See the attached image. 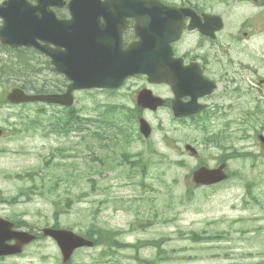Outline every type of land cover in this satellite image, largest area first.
Instances as JSON below:
<instances>
[{
  "label": "rangeland",
  "instance_id": "rangeland-1",
  "mask_svg": "<svg viewBox=\"0 0 264 264\" xmlns=\"http://www.w3.org/2000/svg\"><path fill=\"white\" fill-rule=\"evenodd\" d=\"M190 1L210 2V12L225 13L227 30L220 41L229 46V55L232 54L225 74L236 73L239 85L251 86L252 96L261 98L260 103L253 102L261 112L259 116L240 121L236 114L210 124V131L224 132L229 140L224 144L225 151L216 142L221 137L198 130L196 122L175 121L163 109L143 110L142 116L153 127L152 136L144 141L134 137L130 145L108 147L105 150L112 151L102 153V160L97 159L104 149L89 137L85 141L76 132L70 133L72 136L54 132L44 119L40 123L31 122L40 108L48 115L61 114L59 108L7 103L10 88L27 78L18 67L11 66L5 75H0V103L4 102L0 104V128L6 131V136L0 138V195L5 198L20 195L16 209L29 212L27 218L37 219L39 226L58 221L60 226L72 228L82 236L87 228L97 226L119 233L122 244L136 246L114 255L105 254L121 244L98 232L102 248L82 251L80 257L85 264H139L136 258L157 261L156 247L145 242L146 248L137 251L140 243L148 240L164 241L165 256L158 264H264V153L258 149L257 139L258 135H264V86L260 93L255 84L258 79L253 82L252 77L264 76V38L263 33L244 38L248 25L255 24L254 28L260 31L264 24L255 20L245 23L247 18L253 20L258 14L254 0ZM262 17L264 13L259 15ZM237 34L238 39L233 40ZM248 49L254 50L250 57L246 55ZM215 70L219 71L220 66L215 65ZM33 80L34 86L47 85L45 74ZM145 87L156 95L166 94L159 90L161 86L140 76L129 79L114 95L77 92L75 107L83 111L90 108L91 121L97 119L99 106H104L103 111L116 109L119 118L125 119L137 106V93ZM138 128L134 125L133 132L138 133ZM209 143L212 145H206ZM187 144L199 151V158L185 151ZM150 148L154 153L148 151ZM140 151H145L146 159L153 161L144 177L140 160L133 157ZM236 152L251 153L252 157L232 159L227 181L209 187L193 184L192 174L199 160L215 167L217 159ZM124 154L137 165L120 163ZM32 171L38 174L18 177ZM90 180L97 182L94 192ZM68 199L76 202L66 207ZM189 231L222 234L224 238L197 244L182 238V233ZM43 247L49 264H54L55 245L48 243Z\"/></svg>",
  "mask_w": 264,
  "mask_h": 264
},
{
  "label": "flooded vegetation",
  "instance_id": "flooded-vegetation-1",
  "mask_svg": "<svg viewBox=\"0 0 264 264\" xmlns=\"http://www.w3.org/2000/svg\"><path fill=\"white\" fill-rule=\"evenodd\" d=\"M188 6L197 10L195 22L202 25L203 29L186 30L181 39L171 46L174 58L182 59L183 66L188 67L185 75H191L192 84H180L177 88L165 82L158 84L161 86L159 90L166 93L162 96L157 95L163 101L160 110H167L171 119L179 121L174 116L173 102L180 100L183 103H193L196 108H200V111L190 118L181 119L183 121L213 123L224 121L236 114L240 121L259 116L261 112L253 106V102L258 104L261 98L252 96L251 86L246 88L239 85V79L234 71L235 75L225 74L229 56L232 55H229L231 51L229 46L220 41L222 34L227 30L226 27L215 37L207 33L204 14H212L210 12L212 4L201 2ZM70 7V0H0V75H5L7 68L18 65L28 73L45 74L48 85L55 84L56 93H63L70 82L65 74L57 70L54 55L62 53L67 56L66 51L68 50L64 43L70 39V27L66 24L72 17ZM222 15L225 16V13ZM252 19L247 18L245 23L259 21L256 17ZM101 23L104 25L105 19H101ZM125 23L127 27L123 29V40L127 45L137 38L134 34L135 20L129 17ZM247 27L249 31H245L244 38L261 33L264 38V29L257 31L254 28L255 24ZM74 29L82 31V27H74ZM103 30L108 29L103 27ZM38 33L48 36L47 48L51 54H45L34 44L18 47L3 44L5 37L11 42L30 41L31 44L36 42L44 46L42 40L37 41ZM238 37L237 34V38L233 40ZM54 41L61 42L62 46H57ZM262 44L264 45V39ZM247 53L246 55L250 57L254 50L248 49ZM215 65L220 66L219 71L215 70ZM252 73L254 74V71ZM252 77L253 82L258 79L255 84L258 91L262 93L264 76L253 75ZM4 136L5 133L1 137ZM258 142L259 148L263 149L264 143ZM222 162V159L215 161L216 165ZM20 200V195L10 198L0 195V264H49L43 247L48 243L56 247L57 258L53 260L54 264H85L83 257H80L82 250L66 257L57 242L45 234L46 225L39 226L37 219L27 218L29 212L17 210ZM53 228L60 229L61 227L53 226ZM22 232L35 238L33 241L24 242Z\"/></svg>",
  "mask_w": 264,
  "mask_h": 264
},
{
  "label": "water",
  "instance_id": "water-1",
  "mask_svg": "<svg viewBox=\"0 0 264 264\" xmlns=\"http://www.w3.org/2000/svg\"><path fill=\"white\" fill-rule=\"evenodd\" d=\"M71 13L73 15L70 23V41L68 45L67 61L66 55H59L54 60L57 66L69 68L73 71L71 79L74 81L64 95L50 94H27L22 89L16 88L7 96L11 103L35 102L59 103L71 106L74 103L72 92L74 89L91 88H119L124 81L137 74H146L151 82H169L176 87L180 76L183 75L180 61L175 60L172 55L170 43L180 38L187 25V16L191 14L190 8L176 5H167L162 0H70ZM109 6H107V4ZM133 4L125 8H119L116 4ZM113 4V5H112ZM125 13V17L133 16L137 19L135 25L138 41L130 43L127 48L123 47L122 30L126 27L125 17L115 12ZM105 18L108 30L116 26L118 32H109L111 40H79L74 37L81 33L74 27L86 28L97 26L101 28L100 22ZM219 16H207L208 19ZM108 20V21H107ZM221 20V19H220ZM215 30L221 29L222 24L216 23ZM200 27L192 22L189 29ZM103 28V27H102ZM201 29V28H200ZM85 32V31H84ZM83 32V34H84ZM88 34V32H85ZM30 44L28 42L13 43L12 45ZM45 50V48H42ZM46 51V50H45ZM62 64H66L62 66ZM71 64V65H70ZM139 104L154 110L162 105V101L156 98L148 90H144L139 96ZM177 104V103H176ZM177 116L190 114L195 110L193 103L189 105L177 104ZM140 129L145 138H149L152 128L149 123L141 118ZM3 131L0 129V136ZM264 142V137H259ZM186 149L193 155L197 150L190 145ZM226 164L223 163L217 169L201 167L193 174V180L198 185H212L227 179L225 172ZM45 234L53 237L59 244L64 255L72 253L76 248L84 246L93 247L92 241L85 240L72 231L65 229L46 228ZM23 241H30L21 234ZM28 236V235H27Z\"/></svg>",
  "mask_w": 264,
  "mask_h": 264
},
{
  "label": "trees",
  "instance_id": "trees-1",
  "mask_svg": "<svg viewBox=\"0 0 264 264\" xmlns=\"http://www.w3.org/2000/svg\"><path fill=\"white\" fill-rule=\"evenodd\" d=\"M22 85L21 87L27 91L30 90H34L36 92H40V93H47V90L45 88V86L43 88H34L35 86L33 85L34 80L33 77L28 76L26 79H24L22 81ZM0 104H4V102H1ZM54 118H51L45 109L40 108L39 110L36 111V115L31 118V116H28V119L31 118V122L33 123H40L41 119H44L49 125H51L53 127L54 132L57 133H61L64 135H70V133L72 132H76L79 133L83 140H87V138L89 137L91 140L95 141L96 143L99 144V148H102L104 150H100L97 159L102 160V153H106L108 154L110 151L112 150H105L108 147H111L113 145H118V144H126V145H130L134 142L135 138L137 137L140 140H143L140 135L136 132H133V126L137 123L136 120L132 119V114L130 113V115L127 117L128 120L125 119H121L119 118V113L118 110H106L101 112L99 110L98 115H97V119L94 121H91L89 119L90 116H82L81 114H77L74 113L73 111H68L66 113H61L59 115H51ZM78 117L80 119H78ZM86 126H90L92 129H86ZM224 132H221L218 137H222V138H226V136L223 135ZM144 141V140H143ZM224 140L222 139H217V143H221ZM151 153L153 152V149H149L148 150ZM145 151H140L138 153H136L133 157L134 159H139L140 163L142 165V172H143V177L145 176L146 170L148 169V167L150 166V164L153 163L152 160H148L146 159L145 155H144ZM247 155V154H245ZM120 163H126L132 166H136L137 163L135 162V160H131L129 158L128 155L124 154L123 158L121 159ZM182 165V164H180ZM38 174L35 171L32 172H28L25 174V176H21L18 175V177H24V178H30L33 175ZM31 180H34L31 179ZM91 182V191L94 192L97 189V185H96V181L95 180H90ZM50 194H52V192L50 191ZM248 194L250 196H252V191L248 190ZM73 202H76V200H72V199H68L66 200V207L70 206V203L72 204ZM98 232L108 238L111 241H114V243H120L121 245L117 248V249H111L105 252L106 253H110L111 255H114L116 252H118L121 249L124 248H134L136 246H130V245H124L120 242V240H116V238H119V233L114 232V231H108V230H104L101 229L97 226H93L92 228H87L86 233L87 236L93 238V234ZM182 238H187L189 240H191L193 243H197V244H201L203 242L206 243H212L215 241H219L221 239L224 238V236L222 234H217V235H211L207 232H196V231H189V232H183L182 233ZM203 238H205L203 240ZM97 242L101 243V237L98 234L97 237ZM148 244V246L151 247H156L157 253H156V258L157 261H162L164 259L165 256V250L163 248L164 245V241H158V240H148V241H144L141 242L140 245L138 246L137 251H139L140 249L146 248L145 246H147L146 244ZM139 261V264H158L159 262H157L155 259L152 261H149L147 259H139L136 258Z\"/></svg>",
  "mask_w": 264,
  "mask_h": 264
},
{
  "label": "bare ground",
  "instance_id": "bare-ground-1",
  "mask_svg": "<svg viewBox=\"0 0 264 264\" xmlns=\"http://www.w3.org/2000/svg\"><path fill=\"white\" fill-rule=\"evenodd\" d=\"M16 63H18V62H16ZM18 66V65H17ZM51 85H54L55 86V84H51Z\"/></svg>",
  "mask_w": 264,
  "mask_h": 264
}]
</instances>
